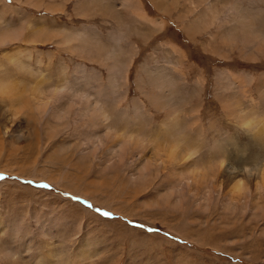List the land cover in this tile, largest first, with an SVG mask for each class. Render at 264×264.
I'll return each instance as SVG.
<instances>
[{
  "label": "rangeland",
  "instance_id": "1",
  "mask_svg": "<svg viewBox=\"0 0 264 264\" xmlns=\"http://www.w3.org/2000/svg\"><path fill=\"white\" fill-rule=\"evenodd\" d=\"M243 1L0 0V264H264Z\"/></svg>",
  "mask_w": 264,
  "mask_h": 264
},
{
  "label": "bare ground",
  "instance_id": "2",
  "mask_svg": "<svg viewBox=\"0 0 264 264\" xmlns=\"http://www.w3.org/2000/svg\"><path fill=\"white\" fill-rule=\"evenodd\" d=\"M157 1V0H156ZM196 1V0H195ZM199 20H201V19H199ZM196 22V21H195ZM194 24V23H193ZM39 94V93H38ZM88 96V95H87ZM13 98V97H12ZM88 98V97H87ZM88 101H90V99H88ZM93 103V105L95 104L94 102H92ZM92 105V104H91ZM101 112V111H100ZM102 115V114H101ZM174 147H176V146H174ZM184 148V147H183ZM176 150H177V148H175ZM184 152V151H183ZM190 154H192V153H190L189 152V155ZM185 156H187L188 157V155H187V153H185ZM186 158V157H185ZM187 159V158H186ZM187 160H190V157H188V159ZM248 170V169H247ZM236 181H238V179L236 180ZM234 189L235 190H241L242 189V184H241V182L239 181V182H236L235 183V186H234ZM3 228V227H2ZM52 251H53V249L51 248V246H49V245H47V250L45 251L46 253L45 254H42V256L40 257L41 258V261L43 262V263H45V262H49L48 264H53L54 262V260L56 261V259L54 258L55 256H54V254L52 253ZM41 255V254H40ZM39 258V257H38ZM46 263V264H47Z\"/></svg>",
  "mask_w": 264,
  "mask_h": 264
},
{
  "label": "crops",
  "instance_id": "3",
  "mask_svg": "<svg viewBox=\"0 0 264 264\" xmlns=\"http://www.w3.org/2000/svg\"><path fill=\"white\" fill-rule=\"evenodd\" d=\"M240 2L243 3L244 1H243V0H238V3H239V4H240Z\"/></svg>",
  "mask_w": 264,
  "mask_h": 264
},
{
  "label": "snow or ice",
  "instance_id": "4",
  "mask_svg": "<svg viewBox=\"0 0 264 264\" xmlns=\"http://www.w3.org/2000/svg\"><path fill=\"white\" fill-rule=\"evenodd\" d=\"M105 215H107V213H105Z\"/></svg>",
  "mask_w": 264,
  "mask_h": 264
}]
</instances>
